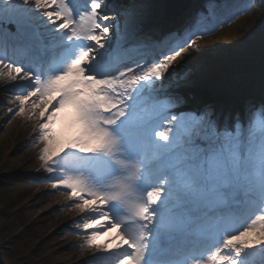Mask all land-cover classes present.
Segmentation results:
<instances>
[{"label": "snow or ice", "instance_id": "obj_1", "mask_svg": "<svg viewBox=\"0 0 264 264\" xmlns=\"http://www.w3.org/2000/svg\"><path fill=\"white\" fill-rule=\"evenodd\" d=\"M253 3L198 0L169 24L148 0H0V104L36 121V182L96 264H264V99L247 123L183 110L222 63L210 38Z\"/></svg>", "mask_w": 264, "mask_h": 264}, {"label": "rangeland", "instance_id": "obj_2", "mask_svg": "<svg viewBox=\"0 0 264 264\" xmlns=\"http://www.w3.org/2000/svg\"><path fill=\"white\" fill-rule=\"evenodd\" d=\"M241 1L243 4L241 7L248 2V0ZM156 2L154 5L159 6L158 12L160 13L162 9L160 6L163 4L159 0ZM230 25L228 32L233 37L238 32H243L239 41L245 40L241 46V51H246L252 43L254 45V40L259 38V31L264 29L263 7L259 3H253L250 10L239 14L231 21ZM221 41L218 46L227 45L231 39L222 37ZM220 53L222 54V52ZM217 81L221 82L220 80ZM0 88H3L2 78H0ZM2 100H4V96L0 94V101ZM9 117H12L11 121L6 123ZM35 123L34 120L28 121L23 116H12V114L0 121V139L8 138L13 148L14 158L10 157V160L17 159L18 163L22 165L19 175L15 176L13 172L10 173L17 179L16 183L11 184L9 189L12 191L11 195L19 194L21 196L18 208L21 209L25 220H27V223L21 228V232L11 236L8 235V232H4V229L9 226V222L0 220L1 260L4 264L13 263L7 256L10 253L7 249L9 247L8 242L11 241V245L14 246V243L25 244L31 240H36L35 244L38 245L31 248L32 252L19 259L15 264H96L92 259L95 249L87 247L82 249L80 247L84 243V238L77 234L80 229L73 224V221L78 219L79 214L74 209L63 207L68 201L61 193L54 192L50 183L36 182L37 178L44 176L45 173L42 169L38 170L39 161L36 159V154L39 152L40 146H32V141L35 139L33 135ZM68 128L69 115L65 110V113H62L57 121L58 135L61 138H66L69 135ZM16 216H20L19 213Z\"/></svg>", "mask_w": 264, "mask_h": 264}, {"label": "trees", "instance_id": "obj_3", "mask_svg": "<svg viewBox=\"0 0 264 264\" xmlns=\"http://www.w3.org/2000/svg\"><path fill=\"white\" fill-rule=\"evenodd\" d=\"M197 2L198 0L192 6H195ZM228 2L237 6L241 5L240 0H228ZM259 32V38L254 40V45L252 43L246 51L242 52L241 46L239 48H232L231 45L238 44L239 38L243 36V32L240 31L233 37L223 27L218 30V34L210 42L213 46H217L218 43L222 42V37H229L231 41L227 45L219 46L217 49L219 53L222 52V63L208 70L207 77L202 84L188 90L193 92L191 99L194 104V110L211 105L218 112L225 115L231 114L235 116L236 114H240L241 119L247 123L246 109L252 104L258 106L261 99H264V29ZM217 80L226 83L225 86L218 84ZM186 97H189V95ZM188 102L187 98L184 105ZM6 112V104L4 106L0 104V121L9 116L10 113L5 115ZM258 116L259 113L257 112V120ZM13 154V148L9 139L1 138L0 220L2 222H9V226L4 229V232H8L10 236L16 233L19 234L23 225L27 223L21 209L18 208L21 196L19 194L15 196L11 195L12 191L9 189L11 184L16 183L17 179L11 176L10 173L13 172L17 176L19 175V170L22 168L17 159L10 160ZM17 213L20 216H16ZM35 243L36 240H31L25 244L14 243V246H12L11 241L8 242L9 247L7 249L10 253L7 256L9 260L11 259V262L14 264L17 263L19 259L32 252L31 248L38 245Z\"/></svg>", "mask_w": 264, "mask_h": 264}, {"label": "water", "instance_id": "obj_4", "mask_svg": "<svg viewBox=\"0 0 264 264\" xmlns=\"http://www.w3.org/2000/svg\"><path fill=\"white\" fill-rule=\"evenodd\" d=\"M192 0H162L164 12L161 15L163 19L170 20L178 17L191 4ZM0 264H4L0 256Z\"/></svg>", "mask_w": 264, "mask_h": 264}]
</instances>
